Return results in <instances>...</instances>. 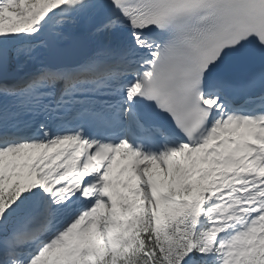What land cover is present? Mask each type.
<instances>
[{
	"label": "snow or ice",
	"instance_id": "6c2138e0",
	"mask_svg": "<svg viewBox=\"0 0 264 264\" xmlns=\"http://www.w3.org/2000/svg\"><path fill=\"white\" fill-rule=\"evenodd\" d=\"M0 264H264V0H0Z\"/></svg>",
	"mask_w": 264,
	"mask_h": 264
}]
</instances>
